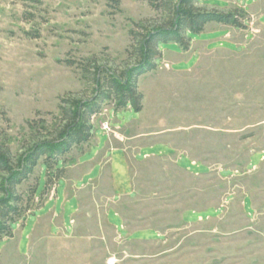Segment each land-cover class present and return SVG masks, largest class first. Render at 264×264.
<instances>
[{
	"label": "rangeland",
	"instance_id": "374dc122",
	"mask_svg": "<svg viewBox=\"0 0 264 264\" xmlns=\"http://www.w3.org/2000/svg\"><path fill=\"white\" fill-rule=\"evenodd\" d=\"M197 7L244 26L164 45L138 78L141 112L106 103L61 173L40 161L0 264H264V0ZM164 20L145 0H0V149L54 131L62 98L93 96L83 67L125 70L132 32Z\"/></svg>",
	"mask_w": 264,
	"mask_h": 264
},
{
	"label": "trees",
	"instance_id": "16d2710c",
	"mask_svg": "<svg viewBox=\"0 0 264 264\" xmlns=\"http://www.w3.org/2000/svg\"><path fill=\"white\" fill-rule=\"evenodd\" d=\"M157 12L165 16L163 23L151 29L140 26L142 32H132L131 57L135 62L121 72L92 64L88 80L93 85V96L77 98L68 96L60 103L61 118L54 131L46 133L23 147L18 155L10 148L0 149V240L14 235V227L24 219L30 206L17 193V187L28 181L41 164L47 175L61 173L62 163L74 147L87 144L94 135L92 118L102 113L106 103H113L116 110L131 108L136 113L143 109V95L138 89V78L156 69L162 58V47L178 44L183 50L191 47L193 36L202 33L209 23H219L243 28L241 11H208L197 7L200 0H145ZM37 124L30 122L32 130ZM54 174V173H53Z\"/></svg>",
	"mask_w": 264,
	"mask_h": 264
},
{
	"label": "crops",
	"instance_id": "0c3cea01",
	"mask_svg": "<svg viewBox=\"0 0 264 264\" xmlns=\"http://www.w3.org/2000/svg\"><path fill=\"white\" fill-rule=\"evenodd\" d=\"M114 143V140L111 138V136H110V139H109V143H108V145H107V148L105 149V155H106V153H107V151L108 150H110V147L112 146V144ZM100 153H102L103 154V152H99V154ZM99 154L97 155V157L96 158H94L93 159V161H95L96 162V159H98V156H99ZM110 164V162H111V160L109 159V157H107V155H106V157L105 158H103L102 157V159H101V162H102V164L104 165L105 163H107V162ZM102 168V172H101V175L99 176V178H97L98 180L100 179L101 181H103L104 180V174H105V172L107 171H103V167H101ZM106 168V167H105ZM107 169V168H106ZM110 169V168H109ZM111 170V169H110ZM108 178V177H107ZM110 178V177H109ZM96 179V180H97ZM111 179H112V177H111ZM78 211V210H77Z\"/></svg>",
	"mask_w": 264,
	"mask_h": 264
},
{
	"label": "built area",
	"instance_id": "2783aa9c",
	"mask_svg": "<svg viewBox=\"0 0 264 264\" xmlns=\"http://www.w3.org/2000/svg\"><path fill=\"white\" fill-rule=\"evenodd\" d=\"M96 117V116H95ZM101 128L104 132H111L110 124L105 122L101 124ZM109 264H117L116 261H111Z\"/></svg>",
	"mask_w": 264,
	"mask_h": 264
}]
</instances>
